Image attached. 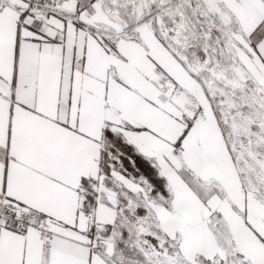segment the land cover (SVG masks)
Returning a JSON list of instances; mask_svg holds the SVG:
<instances>
[{"label":"snow or ice","instance_id":"6c2138e0","mask_svg":"<svg viewBox=\"0 0 264 264\" xmlns=\"http://www.w3.org/2000/svg\"><path fill=\"white\" fill-rule=\"evenodd\" d=\"M0 264H264V0H0Z\"/></svg>","mask_w":264,"mask_h":264}]
</instances>
